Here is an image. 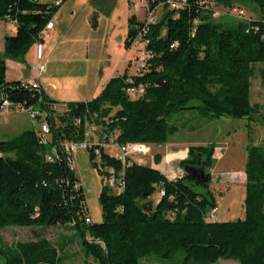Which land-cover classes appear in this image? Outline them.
<instances>
[{
    "label": "trees",
    "instance_id": "obj_1",
    "mask_svg": "<svg viewBox=\"0 0 264 264\" xmlns=\"http://www.w3.org/2000/svg\"><path fill=\"white\" fill-rule=\"evenodd\" d=\"M235 1L208 0L204 6L200 0H187L178 18L164 8L159 21L147 27L131 15L124 47L129 50L139 38L145 42L151 56L147 68L140 75L125 72L112 78L97 98L70 102L67 112L55 117L56 102L44 90L39 93L21 82L6 81V61H24L60 3L0 0V21H17L16 34L5 37L0 56V91L21 111L39 109L51 128L47 144L41 143L39 127L0 141V264H59V252L49 240L37 237L9 245L3 232L69 225L80 233L88 254L99 264H143L150 258L160 264L220 260L264 264V141L247 147L245 217L215 223L209 220L218 207L210 189L213 146L190 147L188 157L180 162L183 171L186 166L204 167L207 185L186 173L171 181L157 168L131 159L124 163L104 149L110 138L121 146L166 145L180 131L171 119L183 111L255 119L258 109L251 104L250 80L253 66L264 63V17L226 24L213 18V5L231 8ZM247 1L264 10V0ZM163 2L148 0L151 10ZM130 90L136 91L133 97ZM87 123L102 132L100 142L87 149L104 183L99 195L102 220L91 224L86 223L90 217L83 189L78 188L80 181L67 162L71 155L64 148L67 143L86 141ZM160 161L157 156L156 164ZM107 168L123 180L120 193L107 186ZM160 188L165 195L147 212L144 205Z\"/></svg>",
    "mask_w": 264,
    "mask_h": 264
},
{
    "label": "rangeland",
    "instance_id": "obj_2",
    "mask_svg": "<svg viewBox=\"0 0 264 264\" xmlns=\"http://www.w3.org/2000/svg\"><path fill=\"white\" fill-rule=\"evenodd\" d=\"M114 2L116 4L110 6L107 4L99 5L101 12L97 13L98 29L96 32L93 29L90 34L85 33V37L89 38L92 44L88 57L85 54L83 58L75 61L63 60L58 62L60 70H55V74H53L55 82H50L57 91L52 97L54 98L56 95L59 97H57L59 102H57L54 110L55 117L62 116L67 112L69 102H85L97 98L96 94L92 96L93 94L85 88L97 80L99 81V70L106 66L107 56L102 43L106 39V35H108L107 54L111 56L114 63L113 75H117L116 77L122 76L125 72L129 76L136 75L139 59L147 54L145 51L146 43L140 38L129 50L124 47L128 34L129 18L131 15H135L139 21L143 22L145 18L144 9L130 7L128 3L126 8L124 0H115ZM70 7L71 5L65 7L63 16L70 11ZM89 8L88 6L86 10H83L86 13L80 12V15H85L87 20L89 19L88 16L92 17L91 15L94 14L93 11L89 12ZM241 10L245 11V17L249 20H259L264 17V10L262 11L258 5L247 0H236L231 8L223 5L214 6L213 18L225 24L240 20L246 21L247 19L238 16ZM128 14L129 16H127ZM162 15L163 11L160 7L157 16L160 19ZM12 26V23L7 20L0 21V56L4 52L5 37L13 36L16 33L12 30ZM35 48V44H33L29 51L34 52L36 51ZM89 68L91 72H88ZM13 77L14 75L10 73L9 78L13 79ZM43 77L45 78L46 74ZM250 81L251 104L253 108L258 109L255 119L251 122L247 119L211 117L197 110L180 112L171 119V124L178 126L180 131L170 142L175 140L181 143L195 141L198 145L213 146L214 148L213 167L209 172L212 179L210 189L217 199V221H236L245 217L247 147L259 146L264 141V63L253 66ZM43 86L48 88L47 91L50 90L49 84ZM5 119L11 120V123L4 124ZM28 120L27 114L0 112V141L11 140L29 130ZM86 137V141L91 145L98 144L102 138L100 133L91 132H88ZM165 147L166 145H149L146 147L149 150V155L145 159L139 155H130V159L136 163L143 160L145 161L144 165L155 167L160 165V163L156 164V157L164 155V152L156 154L155 151ZM105 153L111 157H116L119 151L115 146L110 145L105 147ZM71 165L82 185L89 215L95 223H100L102 212L99 195L104 186L103 175L95 168L89 152L84 149L72 155ZM158 198L159 193L156 192L149 198L148 202L151 201L156 205ZM37 237L49 240L57 248L61 259L59 264H99L88 254L84 240L74 228H8L3 232V239L6 244L33 241ZM87 240L92 242L89 233ZM143 264L160 263L157 259L150 258L144 260ZM217 264L240 263L235 260H220Z\"/></svg>",
    "mask_w": 264,
    "mask_h": 264
},
{
    "label": "crops",
    "instance_id": "obj_3",
    "mask_svg": "<svg viewBox=\"0 0 264 264\" xmlns=\"http://www.w3.org/2000/svg\"><path fill=\"white\" fill-rule=\"evenodd\" d=\"M114 1L115 0H65L64 2L60 3L59 10L52 20L54 27L49 33V38L46 39L44 43L45 70H44V73L42 74V83L43 85L49 84V88H50V90H48L49 92L47 91L48 88L46 89L44 86L43 88H44L46 96L50 100H54L56 102L53 104V107H52L53 110L56 109L57 102H59L58 101L59 97L57 95L54 98L52 97L53 94L57 93V91H56V88L53 86V84H50V82H55V79L53 78V74H55L56 69L60 70L58 62H61L63 60H67V61L74 60L75 61L76 59L83 58L85 54H87V57H88L89 49L92 44H91V40L85 37V33L87 32L88 34H90L93 32V29H95V32L97 31L98 26H99V23L97 22V13L101 12V9H99V5L100 4H104V5L107 4L108 6L114 5L116 4V2ZM124 3L127 8V5L129 4V2L128 1L126 2V0H124ZM67 5H71L70 11L66 15L63 16V10L65 9ZM88 6L90 7L88 9L89 12H92V11L94 12V14L91 15L92 17L88 16L89 22L86 19L85 15H80V12L86 13L83 10H86ZM115 10H116V6H115ZM129 14L127 16H129ZM12 30L15 32L16 28L12 26ZM107 36L108 35H106L105 40L103 41L101 40L104 46V52L107 56L106 66L99 70L100 71L99 81L97 80L95 83L90 84L89 86L85 88L87 91H90L93 94L92 96H95L96 94L98 97L102 93V91L105 89L108 82L112 78L117 76L115 74L113 75L114 63L111 60V56L107 54V49H108V46H107L108 37ZM36 61H37L36 51L34 52L28 51L27 54L25 55L24 61L22 62L8 59L6 61V66H7L6 81L22 83L25 81L33 80L35 78V74L30 71V66L32 64H35ZM88 72H91L90 68L88 69ZM10 73L14 75L13 79L9 78ZM45 74H46V77L44 78L43 76ZM55 85L59 86L58 84H55ZM85 102H89V101H85ZM11 112L16 113V114H26L21 111H11ZM28 121L30 125L29 130L32 129L36 131V127L31 123L30 120ZM10 123H11V120L9 119L4 120V124L8 125ZM174 137L175 136H172L170 138L169 142L166 144V147L164 149H160V150L157 149L155 151L156 154H159V153L161 154V152H164L163 153L164 155L160 156L161 157V161H160L161 167L160 165H157L154 168H157L158 170H160L171 181L179 179L184 175V171L180 167V162L182 160H185L188 157L189 148L201 146V145L196 144L195 141H188L187 143H181L175 140L173 142H170L171 139ZM149 145L153 146L152 144H148L147 146L144 145V147L146 148ZM148 155H149V150L147 149V153L142 158L145 159ZM144 162L145 161H143V163ZM159 200H160V197L158 198L157 203L159 202ZM91 221L92 223H95L92 219ZM67 227L73 228L70 225L69 226H58V228H67ZM11 244H14V243H11Z\"/></svg>",
    "mask_w": 264,
    "mask_h": 264
},
{
    "label": "built area",
    "instance_id": "obj_4",
    "mask_svg": "<svg viewBox=\"0 0 264 264\" xmlns=\"http://www.w3.org/2000/svg\"><path fill=\"white\" fill-rule=\"evenodd\" d=\"M49 1L53 4H59L62 0H49ZM200 1L202 5L204 6L208 4V0H200ZM128 2L130 4V7H133L136 9L138 8L140 10L144 9L145 18H144L143 23L145 24V27L149 25H154L159 21L157 12L160 7H162L163 12H164V8H168L169 11L174 12L175 18H178L180 10H183L187 7V0H164V2L161 5L157 6L153 10L150 9L148 0H128ZM213 8H214V5L212 6V9ZM238 16L242 19H247L245 17L244 10H241ZM6 20L11 22L13 27L16 28L17 21H15L14 19H10V18H7ZM240 21H243V20H240ZM246 21H251V20L247 19ZM193 24L194 26H197L198 21H194ZM53 27H54V24L51 21L50 23H48L46 28L40 34L39 40H37L35 43L37 61L35 64H32L30 66V71L35 74V78L31 81L22 82V86H30V90H36L39 93H42V90H44L43 83H42V74L44 73V70H45L44 43H45V40L49 38V33L53 29ZM175 46L176 45L172 46V48ZM150 58L151 56L147 53L142 58L139 59V68L137 69L136 75H140L147 68V63ZM139 92L143 93V89H139ZM135 93L136 91H131V90L128 91L129 95H133ZM11 111H21V107L12 106L11 103L8 101V99L3 94V92L0 91V112L8 114ZM21 112H24L28 115L29 120L36 128L39 127V129L41 130L42 136H43L41 143L47 144L46 137L51 134V128L46 119V115L43 114L37 108H29L28 110L21 111ZM79 124H80V121H78L76 125H79ZM87 129H88V132L95 133V134L96 133L102 134L99 127L95 125L94 123L93 124L87 123ZM110 145L115 146L118 149L119 154L117 158L124 163L127 160H130V155H139V156L144 157L145 154L147 153V149L144 147V145L134 144V145H122L121 146L115 143L114 138H110L109 144L105 146H110ZM89 147H91V144H89L87 141L71 142V143L65 144V147H64L65 151L71 155V158H69L67 161L70 167H72L71 165L72 155L79 150H82V149L87 150ZM96 153L99 154L98 151H96ZM52 158H53L52 155H49L47 157L49 161H52L53 160ZM137 163L142 164L143 162L140 160ZM106 172L108 174L107 179H106L107 186L111 188L112 190H114L115 192L120 193L124 185L123 180L117 177V174L113 168H107ZM80 187H82L81 184L78 186V188ZM164 195H165L164 189L160 188L159 190L160 199ZM209 220L212 223L217 222L216 210L212 211V213L210 214ZM86 223L91 224L92 223L91 219L87 218Z\"/></svg>",
    "mask_w": 264,
    "mask_h": 264
},
{
    "label": "water",
    "instance_id": "obj_5",
    "mask_svg": "<svg viewBox=\"0 0 264 264\" xmlns=\"http://www.w3.org/2000/svg\"><path fill=\"white\" fill-rule=\"evenodd\" d=\"M187 174L189 176H191V178L197 182L198 184H201V185H207L208 184V177H207V174L205 172V168L204 167H201V168H194V167H191V166H186L184 168V174ZM147 207V212H150L152 211L153 209V203L152 202H149L148 204L144 205V208ZM93 242H98L100 243V241H93Z\"/></svg>",
    "mask_w": 264,
    "mask_h": 264
}]
</instances>
